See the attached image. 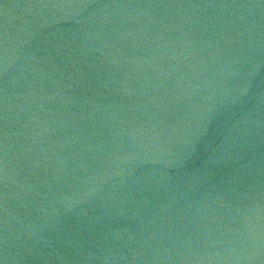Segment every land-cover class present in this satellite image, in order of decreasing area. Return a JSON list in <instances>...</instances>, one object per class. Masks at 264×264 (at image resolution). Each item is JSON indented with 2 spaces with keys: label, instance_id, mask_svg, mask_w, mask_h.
Segmentation results:
<instances>
[{
  "label": "water",
  "instance_id": "water-1",
  "mask_svg": "<svg viewBox=\"0 0 264 264\" xmlns=\"http://www.w3.org/2000/svg\"><path fill=\"white\" fill-rule=\"evenodd\" d=\"M0 264H264V0H0Z\"/></svg>",
  "mask_w": 264,
  "mask_h": 264
}]
</instances>
